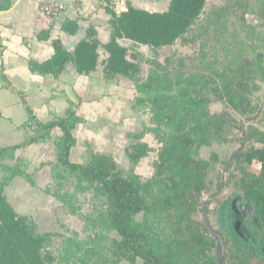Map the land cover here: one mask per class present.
I'll use <instances>...</instances> for the list:
<instances>
[{
    "label": "trees",
    "instance_id": "16d2710c",
    "mask_svg": "<svg viewBox=\"0 0 264 264\" xmlns=\"http://www.w3.org/2000/svg\"><path fill=\"white\" fill-rule=\"evenodd\" d=\"M104 1V9L110 15L111 36L108 42L102 43L95 27L90 26L73 51L68 50L59 38L53 39L52 57L42 62L30 58L29 69L33 73L59 79L71 62L79 75H89L97 70L99 49L102 48L109 54L103 62L105 81H116L119 76L133 81L138 92L134 107H148L153 126L128 134L137 140L127 150L132 163L128 173L113 155L94 150L88 151L85 163L74 162L70 158L71 150L77 144L73 131L79 123L86 121L77 113L81 99L78 103L69 100L62 114L42 121L29 104L26 94L12 86L2 64L0 78L5 87L20 97L28 119L21 126L27 131L22 142L0 146V167L7 174L0 179V264H53L55 261L52 252L46 250L53 234L39 233L33 219L18 213L5 188L17 176H25L34 184L25 171L27 165H21L22 160L16 152L31 144L53 139L52 131L56 127L62 134L54 138L55 160L41 164L51 165L52 178L57 186L52 192L48 188L47 191L62 204L71 206L73 214L79 213L73 206L75 195L61 189L65 181H72L76 192L93 191L94 196L102 201L96 226L105 231L115 230L121 237L114 241L115 264L123 259L131 264H137L139 259L142 264H217V240L202 222L194 218L202 193L208 186L210 161L196 158L193 149L209 142L212 136H220L224 126L221 116L205 110L210 99L198 94L185 92L181 93L179 100H173L165 92L171 88L159 84L160 76L157 74L150 73L146 79H139L140 64L129 55L128 47L120 43L121 39H127L152 49L173 45L200 19L207 0H170L165 11H151L128 1L126 9L121 12L112 7L111 0ZM11 6V0H0V11L9 10ZM51 28L40 31L38 38L50 39ZM63 30L75 34L79 24L68 19ZM237 85L242 104L246 100L247 86L243 82ZM235 108L239 109L238 106ZM164 128L172 129V132L166 134ZM148 131L156 132L162 148L154 165L155 173L144 180L135 168L151 150V146L143 141ZM257 134L256 141L262 146L244 148V144ZM243 138L241 148L233 152L228 164L258 161L261 169L259 173L243 169L236 188L218 209L219 229L216 232L223 238L225 264H250L255 259L264 263V132L250 126L243 130ZM7 160H16V163L11 165L6 163ZM156 187H162V195L154 193ZM141 213L143 219L139 221L136 216ZM84 219L87 221L88 216Z\"/></svg>",
    "mask_w": 264,
    "mask_h": 264
},
{
    "label": "rangeland",
    "instance_id": "374dc122",
    "mask_svg": "<svg viewBox=\"0 0 264 264\" xmlns=\"http://www.w3.org/2000/svg\"><path fill=\"white\" fill-rule=\"evenodd\" d=\"M128 1L151 11H165L170 3V0H111V5L121 12L126 9ZM127 44L129 55L134 56L141 66L139 79H146L150 73L157 74L160 76L159 84L171 88L165 92L173 100H179L181 93H195L210 99L205 110L221 116L224 126L220 136H212L209 142L193 149L196 158L210 161L208 186L202 193L194 218L205 227L218 230V209L236 188L243 169L256 173L261 169L258 161L252 164L234 161L232 165L228 162L233 152L242 146L243 130L253 126L264 132V0H207L200 19L173 45L152 49L132 42ZM125 82L129 87L127 99H121L119 103L125 107L122 115L115 109L117 103L104 100L96 107L87 103L90 119L76 132L81 145L77 143L74 147V156L89 150L113 154L128 173L132 163L127 150L137 142L128 134L142 132L153 123L148 107L134 109V84L126 79ZM238 82L247 86L246 100L242 104ZM223 112L226 115L222 116ZM163 131L168 134L172 129L164 128ZM257 136L246 142L244 148L262 146L256 141ZM143 141L151 146V150L138 162L135 170L146 180L155 173L154 165L162 143L154 131L146 132ZM36 153H31L34 163L19 156L21 165H27L24 170L34 184L25 176H17L7 183L5 192L18 213L34 220L39 233L53 234L46 247L55 257L53 264H115L114 241L121 237L117 231H105L95 224L102 201L94 196L93 191L76 192L75 184L66 180L61 189L75 195L73 206L79 212L71 213V206L62 204L50 193L57 187L51 165H41L55 160L54 140L43 155L45 161H40ZM13 161L11 165L16 163ZM5 176L7 174L0 167V179ZM154 193L162 195V187H156ZM86 216L87 221L84 219ZM136 219L142 220L143 214L137 215ZM142 263L141 259L137 262ZM118 264L131 263L123 259ZM250 264L264 263L255 259Z\"/></svg>",
    "mask_w": 264,
    "mask_h": 264
},
{
    "label": "crops",
    "instance_id": "0c3cea01",
    "mask_svg": "<svg viewBox=\"0 0 264 264\" xmlns=\"http://www.w3.org/2000/svg\"><path fill=\"white\" fill-rule=\"evenodd\" d=\"M53 1L63 3L65 9L58 15L49 17L42 13L41 8L44 4ZM11 2L12 6L9 10L0 11V72L2 64H4V72L10 83L17 91L26 94L29 104L42 121L51 119L55 114H62L68 107L69 100L78 103L81 99L77 113L84 117L86 121L79 123L73 131L77 143L81 145L76 132L79 127L85 126L90 119L87 103L89 102L93 107L104 100H108L112 104L117 103L115 109L119 110L122 115L125 112V107H121L119 103L121 99L124 100L127 97L129 87L125 79L131 80L119 76L116 81H105L103 62L109 54L102 48L99 49L100 56L97 70L89 75H79L74 64L70 62L66 65L59 79L52 76L45 77L31 72L28 60L33 58L42 62L52 57L54 54L52 41L56 38H59L68 50L73 51L77 43L86 36V31L90 26L95 27L98 38L102 43L108 42L111 36V27L108 22L110 15L104 9L105 1L11 0ZM68 19L78 22L79 30L77 33L70 34L63 30V24ZM50 27H52L50 39H39L38 33ZM129 42L132 41L120 40V43L127 47ZM131 82L134 84L133 81ZM134 92L135 99L138 95L135 84ZM136 107L134 109H137ZM107 113H109L108 109ZM27 119L28 114L21 103L20 97L5 87V82L0 78V146L15 145L22 142L27 131L22 129L21 126ZM61 134L60 128L56 127L52 131L53 139L20 148L17 150L16 156H23L33 162L31 153L37 151L36 154L40 161H45L43 155L51 144V140ZM74 147L70 154L71 160L85 163L88 160V153L83 151L74 156ZM14 162L11 160L8 164Z\"/></svg>",
    "mask_w": 264,
    "mask_h": 264
},
{
    "label": "built area",
    "instance_id": "2783aa9c",
    "mask_svg": "<svg viewBox=\"0 0 264 264\" xmlns=\"http://www.w3.org/2000/svg\"><path fill=\"white\" fill-rule=\"evenodd\" d=\"M65 9V5L58 1L46 3L42 6L41 11L43 14L54 17L61 13ZM124 10V9H122Z\"/></svg>",
    "mask_w": 264,
    "mask_h": 264
},
{
    "label": "water",
    "instance_id": "95a60500",
    "mask_svg": "<svg viewBox=\"0 0 264 264\" xmlns=\"http://www.w3.org/2000/svg\"><path fill=\"white\" fill-rule=\"evenodd\" d=\"M206 228L210 231L211 228L209 226H206ZM211 234L216 238L217 240V246H216V258H217V264H225L224 258H223V238L221 235H219L216 230H211Z\"/></svg>",
    "mask_w": 264,
    "mask_h": 264
}]
</instances>
